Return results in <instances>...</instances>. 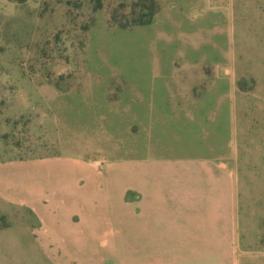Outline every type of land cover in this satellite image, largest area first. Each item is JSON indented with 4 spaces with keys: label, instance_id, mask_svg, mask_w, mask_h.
Instances as JSON below:
<instances>
[{
    "label": "rangeland",
    "instance_id": "1",
    "mask_svg": "<svg viewBox=\"0 0 264 264\" xmlns=\"http://www.w3.org/2000/svg\"><path fill=\"white\" fill-rule=\"evenodd\" d=\"M140 177L221 184L264 264V0H0V264H121Z\"/></svg>",
    "mask_w": 264,
    "mask_h": 264
},
{
    "label": "crops",
    "instance_id": "2",
    "mask_svg": "<svg viewBox=\"0 0 264 264\" xmlns=\"http://www.w3.org/2000/svg\"><path fill=\"white\" fill-rule=\"evenodd\" d=\"M195 180L159 177L136 179V188L132 189L137 203L134 222L133 214L129 211L118 214L110 211L107 214L109 225H115L113 229H136L135 243L127 242L116 249L123 264V260L128 259L125 257L133 252L136 254V264H255L254 259L248 257L246 246L242 247L245 229L219 228L223 221L222 196L218 201L222 185L212 189L207 183ZM123 191L128 195V188ZM209 194L216 196V216L209 217ZM28 198L27 218L31 219L39 215L37 209L44 200L32 195ZM91 216L95 219L97 212L93 211ZM77 218L73 215L69 219V229H78ZM61 225L57 223L59 228ZM27 229L31 228L28 226ZM92 229H96L94 224Z\"/></svg>",
    "mask_w": 264,
    "mask_h": 264
},
{
    "label": "trees",
    "instance_id": "3",
    "mask_svg": "<svg viewBox=\"0 0 264 264\" xmlns=\"http://www.w3.org/2000/svg\"><path fill=\"white\" fill-rule=\"evenodd\" d=\"M14 1H17V2H19V3H23V2H25L26 0H14ZM150 22H147V23H135L136 25H141V26H143V25H146V24H149Z\"/></svg>",
    "mask_w": 264,
    "mask_h": 264
}]
</instances>
